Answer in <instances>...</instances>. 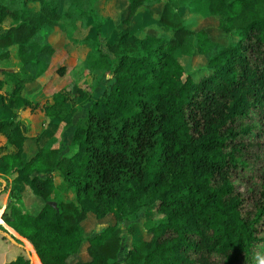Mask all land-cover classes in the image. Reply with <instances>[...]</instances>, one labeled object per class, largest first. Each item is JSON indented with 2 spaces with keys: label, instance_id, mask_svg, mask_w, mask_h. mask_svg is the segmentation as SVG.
Listing matches in <instances>:
<instances>
[{
  "label": "trees",
  "instance_id": "1",
  "mask_svg": "<svg viewBox=\"0 0 264 264\" xmlns=\"http://www.w3.org/2000/svg\"><path fill=\"white\" fill-rule=\"evenodd\" d=\"M124 1L119 25H99L108 52L97 47L84 60L106 73L108 88L90 101L71 82L40 103L22 94L35 80L22 72L40 53H54L50 42L34 36L44 26H58L60 1L0 0V60L15 44L20 63L0 70V91L6 89L0 93V180L12 175L0 232L18 235L16 243L34 264H121L119 222L140 208L154 209L160 216L148 221V238L130 241L125 264H260L264 0H203L205 17L217 18L225 43L184 24L181 8H191L194 0ZM139 9L151 24L134 31ZM153 28L159 31L144 32ZM194 54L205 59L198 77L181 63ZM72 98L90 102L73 126L75 149L61 155L38 136L28 154L27 122L18 119L19 111L40 106L48 118L41 133L53 136L75 111ZM58 171L74 198L53 200L51 175ZM27 190L42 201L36 212L18 206ZM88 213L97 219L110 214L114 222L86 237L81 222ZM83 241L89 259L71 260ZM6 258L2 264H30L25 251Z\"/></svg>",
  "mask_w": 264,
  "mask_h": 264
},
{
  "label": "rangeland",
  "instance_id": "2",
  "mask_svg": "<svg viewBox=\"0 0 264 264\" xmlns=\"http://www.w3.org/2000/svg\"><path fill=\"white\" fill-rule=\"evenodd\" d=\"M60 11L63 13L58 21V26L54 29L43 27L34 36V40L39 42H50L54 48V53L49 56L45 53L39 54V59L35 62V66L27 65L24 74L35 75V80L27 83L22 94L33 101L50 100L53 92L60 90L62 87L69 85L70 80H75L78 92L82 95L88 93L91 100L100 96L103 90L108 88L107 75L101 70H91L85 65L84 60L87 56L96 54V48L100 47L108 52L105 44L104 35L98 30L100 23L104 20L108 26L114 28L120 24L124 16L125 1L124 0H59ZM191 8H181V15L184 24L193 30L206 29L210 39L225 43L226 36L217 27V18L205 17L206 9L203 0L192 1L189 3ZM159 4L153 6V10L158 12ZM64 11L67 13L65 14ZM6 25L10 23L7 19ZM151 24L149 17L144 9H139L137 18L132 22L134 31L142 30ZM158 28L144 30L146 33L156 34ZM10 55L5 60H0V70L18 69L20 64L16 55L17 46L12 44L9 46ZM201 55L194 54L181 60L185 70L192 71L196 77L204 72L205 62ZM62 66V73L58 70ZM38 71V74H37ZM37 74V75H36ZM1 76V75H0ZM98 80V81H97ZM8 88V86H6ZM6 89L1 90L4 93ZM81 95V96H82ZM72 107L75 111L71 113L70 120L67 125L64 122L58 124V128L53 136L41 133L46 126L48 118L45 116L43 109L39 106L27 114L28 109L20 110L19 117L27 119V126L23 127V131L28 133L26 141V152L29 154L36 150L35 138L39 136L40 141L45 147H57L60 154H68L75 149L70 141L72 130L75 123L86 115V110L90 106V102L80 104L78 100L71 99ZM83 100V99H81ZM25 128V129H24ZM5 137L0 135V145L5 142ZM4 176L0 171V177ZM55 185L53 200L64 201L74 198V193L69 188L63 187V180L58 172L52 173ZM12 175L7 176V181L0 180V208H4L7 204L10 183ZM23 204H19L24 211L36 212L42 204L41 200H37L33 194L27 190L23 192ZM4 208H2L4 210ZM160 215L155 210L140 208L137 213L129 220L119 222L121 228V242L118 250V258L121 264H125L126 250L132 239L148 238L146 229L149 226V220L155 219ZM114 220L110 214H105L99 219L88 213L81 222L84 236H92L100 232L105 226L113 224ZM86 242L83 241L76 253L70 256L71 260L87 261L89 259L86 254ZM12 242V239L6 237L0 232V251L5 252L7 257L10 254L17 255L23 253L24 249ZM69 259V260H70Z\"/></svg>",
  "mask_w": 264,
  "mask_h": 264
},
{
  "label": "water",
  "instance_id": "3",
  "mask_svg": "<svg viewBox=\"0 0 264 264\" xmlns=\"http://www.w3.org/2000/svg\"><path fill=\"white\" fill-rule=\"evenodd\" d=\"M18 119H20V117H18ZM18 119H17V120H18ZM47 203H48L49 205L53 206V207H55V205H56V203H55L54 201H48ZM3 234H4L6 237H8V238L10 237V238L12 239V242H14L15 244L21 246V247L24 249L25 254L28 256V258H29V260H30V264H34L33 261H32V258H31V255H30V252L27 251V250L24 248V245H23L22 243H16V239H15V238H18V239H19V236H18V235H15V233L12 232L10 229H9V230L7 229L6 232H4ZM11 235H13L14 237H12Z\"/></svg>",
  "mask_w": 264,
  "mask_h": 264
},
{
  "label": "crops",
  "instance_id": "4",
  "mask_svg": "<svg viewBox=\"0 0 264 264\" xmlns=\"http://www.w3.org/2000/svg\"><path fill=\"white\" fill-rule=\"evenodd\" d=\"M19 60V59H18ZM19 62V61H18ZM20 64V63H19ZM71 82H75V80H70ZM71 82H69V83H71ZM76 83V82H75ZM62 88H64V87H62ZM62 88H60V90L62 89ZM58 91V90H57ZM49 101V100H48ZM24 111V110H23ZM30 112H31V110H29L28 109V111H27V114L29 115L30 114ZM26 120V122H27V119H25ZM2 136V135H1ZM5 139V138H4ZM1 208H4V204H3V207H1ZM3 254H5V252L3 253V252H1L0 251V264H2L5 260H7V256L6 255H3Z\"/></svg>",
  "mask_w": 264,
  "mask_h": 264
},
{
  "label": "clouds",
  "instance_id": "5",
  "mask_svg": "<svg viewBox=\"0 0 264 264\" xmlns=\"http://www.w3.org/2000/svg\"><path fill=\"white\" fill-rule=\"evenodd\" d=\"M260 264H264V257L260 259Z\"/></svg>",
  "mask_w": 264,
  "mask_h": 264
},
{
  "label": "bare ground",
  "instance_id": "6",
  "mask_svg": "<svg viewBox=\"0 0 264 264\" xmlns=\"http://www.w3.org/2000/svg\"><path fill=\"white\" fill-rule=\"evenodd\" d=\"M31 255V254H30ZM31 258H32V261H33V257H32V255H31ZM33 263H34V261H33Z\"/></svg>",
  "mask_w": 264,
  "mask_h": 264
}]
</instances>
